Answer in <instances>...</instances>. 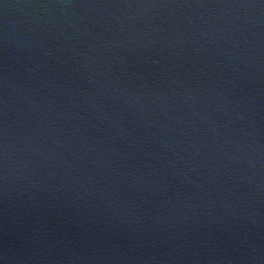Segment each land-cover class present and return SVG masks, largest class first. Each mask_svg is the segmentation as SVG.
Masks as SVG:
<instances>
[{"label": "water", "instance_id": "95a60500", "mask_svg": "<svg viewBox=\"0 0 264 264\" xmlns=\"http://www.w3.org/2000/svg\"><path fill=\"white\" fill-rule=\"evenodd\" d=\"M0 264H264V0H0Z\"/></svg>", "mask_w": 264, "mask_h": 264}]
</instances>
